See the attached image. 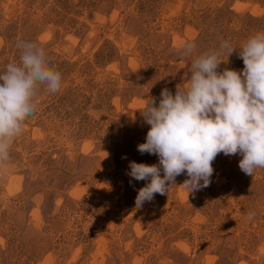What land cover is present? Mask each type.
Wrapping results in <instances>:
<instances>
[{
    "label": "rangeland",
    "instance_id": "374dc122",
    "mask_svg": "<svg viewBox=\"0 0 264 264\" xmlns=\"http://www.w3.org/2000/svg\"><path fill=\"white\" fill-rule=\"evenodd\" d=\"M258 33L264 0H0V73L28 41L62 76L55 94L38 86L0 165V264H264V168L246 175L221 153L210 186L189 194L182 174L140 208L147 182L126 175L130 161L158 163L137 151L148 99L186 88L221 40L237 50L218 71L242 70Z\"/></svg>",
    "mask_w": 264,
    "mask_h": 264
},
{
    "label": "clouds",
    "instance_id": "9594fccd",
    "mask_svg": "<svg viewBox=\"0 0 264 264\" xmlns=\"http://www.w3.org/2000/svg\"><path fill=\"white\" fill-rule=\"evenodd\" d=\"M17 48L19 63L0 73V165L10 159L13 138L36 111L38 86L45 85L50 94L62 87L61 73L49 66L44 47L20 41ZM195 50L194 42H186L182 56H193ZM236 50L229 40H221L217 49L195 57L186 88L177 85L174 94L162 89L158 103L156 97L148 99L141 115L150 129L137 151L157 156L158 163L129 162L126 175L147 182L138 190L136 208L156 194H167L182 174L188 179L179 188L189 194L207 188L212 164L221 153L242 156L239 168L246 175L253 177L264 168V33L249 38L239 50L242 70L218 71L222 54L229 57ZM254 217L251 212L247 219Z\"/></svg>",
    "mask_w": 264,
    "mask_h": 264
}]
</instances>
